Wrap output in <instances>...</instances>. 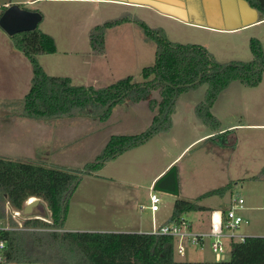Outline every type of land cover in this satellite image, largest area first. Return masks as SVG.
I'll use <instances>...</instances> for the list:
<instances>
[{"label": "rangeland", "instance_id": "1", "mask_svg": "<svg viewBox=\"0 0 264 264\" xmlns=\"http://www.w3.org/2000/svg\"><path fill=\"white\" fill-rule=\"evenodd\" d=\"M5 1L16 0H0V11L5 7ZM239 2L238 6L245 4L250 12L257 13L244 1ZM93 3L11 4L31 11L40 9L38 13L42 15V21L38 30L52 34L58 48V53L49 57L48 63L60 68L56 72L58 75L72 76V85L75 86L104 88L125 77H132L137 83L143 81L141 71L153 65L155 49L143 41L140 31L132 23L107 30L104 36L107 51L102 56H95L90 64V31L119 18L131 16L151 29H162L167 39L174 43H207V50L220 63L250 61L249 41L252 38L258 39L264 49V23L250 27L244 33L229 35L188 25L147 7L123 9L109 3ZM215 5V0H204L202 8L213 13ZM190 9L198 11L193 4ZM67 38L72 39V47L68 46ZM67 51L72 52L65 54ZM75 76L78 79L75 80ZM31 78L28 59L14 48L11 37L0 28V158L47 168L81 170L94 161L111 136L139 134L147 129L155 115L143 101L116 106L104 123L86 116L56 119L53 122L58 127L51 131L48 125H41L40 120L19 119L13 124L23 123L24 126L17 131L19 139L15 140L10 131L11 120L31 87ZM235 86L243 88L238 82ZM206 90L204 85L178 98L168 133L125 152L106 163L95 175L83 176L67 200L63 231L151 234L153 227L169 221L175 200L196 201L199 196L229 186L224 194L204 197L197 204L221 210L239 196L244 201L240 215L246 224H242L237 233L244 237H264V178L253 179L264 167V76L258 89H243L248 94L231 89L221 95L212 108L220 122L215 133L194 114V107L204 99ZM152 98L159 100V92L154 91ZM26 124L37 133L32 135L35 137L32 144L36 147L35 152L31 145H27L30 137L23 135ZM209 132L213 134L203 137ZM28 135L31 134L28 132ZM173 167L176 169L178 196L157 192L161 201L159 211L154 215L148 210L140 212V206H149L148 195L154 183ZM40 201L30 216L49 215L45 203ZM209 217L207 211L183 215L191 222L194 233L207 230ZM174 259L178 262H214L207 239L199 247L186 244L185 253H175Z\"/></svg>", "mask_w": 264, "mask_h": 264}, {"label": "trees", "instance_id": "2", "mask_svg": "<svg viewBox=\"0 0 264 264\" xmlns=\"http://www.w3.org/2000/svg\"><path fill=\"white\" fill-rule=\"evenodd\" d=\"M264 19V0H244ZM5 10L0 11V15ZM132 23L144 42L154 46V63L142 69V82L125 77L104 88L74 86L67 77L49 76L37 57L56 52L54 39L38 30L11 37L16 50L31 65V87L19 104L16 114L30 120L51 121L62 118L92 117L106 122L112 110L124 103L147 102L155 112L151 124L136 135H113L93 162L81 170L47 168L42 165L0 158V219L5 207L23 210L29 199L42 200L50 214L51 224L40 220L23 222L22 230L6 232L7 260L11 264H264V237H246L232 242L224 261L178 262L174 259L175 240L150 233H102L63 231L67 200L83 176H92L104 165L125 152L145 145L172 128L176 102L182 94L207 86L204 99L195 105L196 118L212 132L220 122L211 109L219 95L230 84L238 82L246 88L257 87L264 76V49L258 39H250L251 60L220 63L205 47L174 43L162 29H151L142 21L119 18L94 27L89 44L94 56L105 52L107 30ZM159 92V100L152 98ZM224 135V134H223ZM264 178V167L253 179ZM229 186L215 189L196 201H174L168 223L178 222L190 212L214 211L197 202L204 197L222 195ZM12 225L15 224L12 221ZM28 229V230H26Z\"/></svg>", "mask_w": 264, "mask_h": 264}, {"label": "crops", "instance_id": "3", "mask_svg": "<svg viewBox=\"0 0 264 264\" xmlns=\"http://www.w3.org/2000/svg\"><path fill=\"white\" fill-rule=\"evenodd\" d=\"M60 1H67V2L68 1H92V2H94L93 4H98V3L104 2V3L116 5L118 7L123 8V9L147 7V8L154 10L155 12H157L161 15H164L165 17L179 20V21L184 22L188 25L203 27L204 29H206V31L208 29L210 31H214L215 33H224V34H229V35L244 33L246 31H248L247 29H249L250 27H256V25H258L259 23H264V19L260 16V14L258 12L257 13L250 12L248 10V8H246V6H244L242 4H240L241 6H238L237 0H215L216 5H215L213 13L208 12L206 9L202 8V4L204 3V0H16V1H5L3 3V5L5 6L4 8H6L8 6H11V4L13 2L15 4H18V5H31L34 2H37V3L53 2L54 3V2H60ZM192 4L197 7L198 11H193L192 9H190V6H192ZM33 11H36V12L39 11L40 12V9L35 8V9H33ZM244 13H246V14L244 15ZM48 34L54 39L55 44L57 45L55 37L50 33H48ZM67 42H68V46H70V47L73 46V42H72L71 38H67ZM202 46L205 47L206 49H208L207 43H202ZM106 51L107 50H106V45H105V52ZM71 52L72 51H67L64 53L68 54ZM57 53H58V48L56 46V52L54 54L40 55L37 57V60L47 75L54 76V77H63V76L67 77L70 79V82L72 84L73 83L72 82V76L58 75L56 72L59 71L60 68L54 66L52 63H48V61L51 60V58H49V57L54 56ZM212 56L214 57L213 54H212ZM89 57L92 59L90 64H93V59L95 56L90 54ZM73 78L75 80L78 79L76 76ZM236 83L237 82H233L232 84H230V86L219 95L218 99L216 100V102L214 103L212 108H214L215 104L218 102L221 95H223L227 91L234 89L235 92L245 95L248 93L245 92L246 90H243V89L256 90L260 87V85L262 84V81L255 88H246V87L242 86L243 87L242 90L240 88H237V86H235ZM211 112H212V109H211ZM214 116L218 119V117L216 115H214ZM19 119H26V118H22L18 114H15L11 120L12 126L10 127V131H11V135L15 138V140L19 139V137H17V131H21V128L24 126L23 123H18V125H17V123L13 124V121H16V120L18 121ZM2 120H4V118ZM29 120L30 119H27V121H29ZM40 123H41V125H44V126L48 125L49 131H51L53 129V127H55V128L58 127V124L56 122H53V120L41 121ZM253 126H256V125H253ZM257 127H260V125L259 126L257 125ZM34 131H35V129L33 127L26 124V131H23L24 132L23 135H25L26 138L30 137V143L27 142V145H31L33 151L35 152L36 147L32 145L35 137H33L32 135L37 134V133H34ZM28 132L31 135H28ZM44 133H46V130ZM47 133L49 134V132H47ZM212 134H213L212 132H209V133L205 134L203 137L210 136ZM22 139H25V137H22ZM164 170L162 172H164ZM162 172L159 173L158 175H156V177L153 179L152 182H154L162 174ZM207 209H209V208H207ZM224 209H221V210H224ZM211 210H213V209H211ZM207 212H208V214H210V211H207ZM189 224H190V227L192 230V224L190 221H189ZM207 227H208V223H207ZM249 237H257V236H249Z\"/></svg>", "mask_w": 264, "mask_h": 264}, {"label": "built area", "instance_id": "4", "mask_svg": "<svg viewBox=\"0 0 264 264\" xmlns=\"http://www.w3.org/2000/svg\"><path fill=\"white\" fill-rule=\"evenodd\" d=\"M149 206H140L139 211L148 210L152 215L159 211L160 198L153 187L149 191ZM30 199L25 203H29ZM244 201L239 196L235 197L229 207L224 210H214L210 212L208 228L201 233H194L190 224L184 218L178 222L162 224L153 227L151 234L169 236L175 240V253L183 255L185 245L193 244L202 246L204 239L209 240L210 249L214 256V262L224 261L229 253V246L232 242H243L246 237L237 233L242 224H246L240 211L244 209ZM29 217V218H25ZM28 219L40 220L51 224L50 214L47 217L24 216L22 210H15L9 205L5 207V218L0 219V264H11L7 260V242L4 239L6 232L22 230L23 222ZM12 221L15 226L12 225Z\"/></svg>", "mask_w": 264, "mask_h": 264}, {"label": "water", "instance_id": "5", "mask_svg": "<svg viewBox=\"0 0 264 264\" xmlns=\"http://www.w3.org/2000/svg\"><path fill=\"white\" fill-rule=\"evenodd\" d=\"M237 1L239 2L244 0ZM243 3L248 5L246 1ZM242 5L245 6V4ZM41 20L42 16L40 13L23 9L18 5H11L6 7L0 15V28L7 34V36L12 37L19 33L34 31L38 27ZM153 190L175 197L178 196L179 192L176 178V169L174 167L171 168L160 179H158L153 185ZM33 199L34 200L31 202L25 204L22 210L24 216H30L33 212V209L41 203L40 199Z\"/></svg>", "mask_w": 264, "mask_h": 264}]
</instances>
